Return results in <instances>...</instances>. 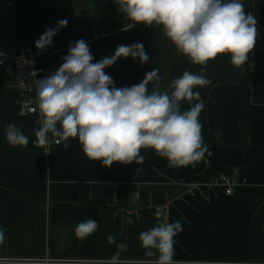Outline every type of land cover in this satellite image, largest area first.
Here are the masks:
<instances>
[{
  "label": "crops",
  "instance_id": "0c3cea01",
  "mask_svg": "<svg viewBox=\"0 0 264 264\" xmlns=\"http://www.w3.org/2000/svg\"><path fill=\"white\" fill-rule=\"evenodd\" d=\"M17 4L0 0V52L7 48L9 21L22 19ZM243 4L258 21L256 45L242 66L234 67L228 54L203 66L211 84L194 91L205 104L199 120L208 153L184 167H169L167 159L151 149L141 150L142 164L113 163L106 168L84 155L78 139H70L67 148L63 143L47 150L34 146L38 116L18 115L0 67V264H108L117 251L107 240L110 234L128 245L122 264H145L156 257L144 255L139 234L157 225L158 207L165 211L162 219L179 221L183 228L174 238L175 264H264V157L226 170L235 184L231 195L214 181H186L207 171L211 131L225 150L264 146V0ZM116 9L114 0H73L65 17L64 0H27L29 43L35 45L46 29L66 19L67 26L47 48L64 56L80 39L88 43L93 63L113 55L118 45H144L149 60L143 65L128 57L104 69L115 87L136 85L153 68L160 70L163 89L185 70L201 73L202 66L178 54L160 27L141 23L125 31L131 22ZM93 27L101 37H94ZM62 63L56 57L53 72ZM148 87L151 91L152 85ZM189 107L182 102V110ZM10 123L29 137L27 146L8 143L5 129ZM91 202L107 208L96 210L98 229L81 242L74 230L87 220Z\"/></svg>",
  "mask_w": 264,
  "mask_h": 264
},
{
  "label": "clouds",
  "instance_id": "9594fccd",
  "mask_svg": "<svg viewBox=\"0 0 264 264\" xmlns=\"http://www.w3.org/2000/svg\"><path fill=\"white\" fill-rule=\"evenodd\" d=\"M114 3L116 10L131 22L125 31L141 23L160 27L178 54L202 66L201 73L185 70L168 85L170 91L162 88L159 68L148 71L136 85L115 87L113 78L104 69L128 57L139 59L143 65L149 60L144 45H118L113 55L93 63L88 43L77 40L69 45L59 69L37 81L35 123L39 128L35 130L33 145L47 150L54 143H63L67 148L70 139H78L84 155L106 168L113 163L142 164V149H151L166 158L169 167L195 164L208 153L199 120L205 104L200 93L194 91L197 86L211 84L203 74V66L221 54H228L234 67L245 64L256 45V16L245 11L243 0H114ZM67 23L62 19L56 28L46 29L35 41L36 49L51 47L53 37ZM182 102L190 107L182 110ZM5 136L13 147L29 143V137L12 123L6 126ZM155 215L157 225L139 234L144 255L156 257L145 264H175L174 238L183 230L182 225L179 221L169 223L162 219L163 208L158 207ZM97 229L98 222L88 219L76 226L74 235L83 242ZM3 240L4 231L0 229V243ZM107 240L117 248L108 264H122L120 257L128 245L117 243L112 234Z\"/></svg>",
  "mask_w": 264,
  "mask_h": 264
},
{
  "label": "built area",
  "instance_id": "2783aa9c",
  "mask_svg": "<svg viewBox=\"0 0 264 264\" xmlns=\"http://www.w3.org/2000/svg\"><path fill=\"white\" fill-rule=\"evenodd\" d=\"M12 25L9 21L7 48L0 52L2 54L0 55V67L4 71L7 89L15 101L18 115L21 117L38 116L37 81L53 72V60L58 57L60 61H63L64 53L49 49L39 51L32 43H21ZM92 30L95 38L102 36V33H99L95 27ZM232 172L236 173L237 168H232ZM214 183L223 187L227 195L233 193L235 184L229 173L220 174L215 178Z\"/></svg>",
  "mask_w": 264,
  "mask_h": 264
},
{
  "label": "trees",
  "instance_id": "16d2710c",
  "mask_svg": "<svg viewBox=\"0 0 264 264\" xmlns=\"http://www.w3.org/2000/svg\"><path fill=\"white\" fill-rule=\"evenodd\" d=\"M73 0H64V16H68L72 9ZM22 10V19L19 23H12V29L21 39V43H29V31L27 29V0H18L17 4ZM209 167L207 171L198 178H188L186 181H198L210 183L220 174L225 173L230 167L247 166L253 159L264 157V146L249 150H225L219 147L213 132L209 139ZM107 208L104 203L91 202L88 208V219L99 222L96 210Z\"/></svg>",
  "mask_w": 264,
  "mask_h": 264
}]
</instances>
